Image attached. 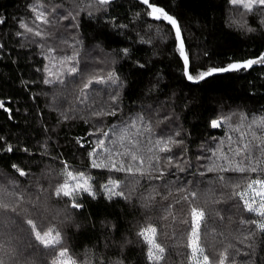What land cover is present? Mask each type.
<instances>
[{
  "label": "trees",
  "instance_id": "1",
  "mask_svg": "<svg viewBox=\"0 0 264 264\" xmlns=\"http://www.w3.org/2000/svg\"><path fill=\"white\" fill-rule=\"evenodd\" d=\"M150 3L178 21L191 74L264 54V6ZM147 11L136 0H0V264H60L62 250L73 264H193L191 207L205 213L209 264H264L261 218L237 195L264 179V64L190 84L174 30ZM74 53L80 71L69 76ZM65 165L92 177L82 208L55 194ZM110 178L124 196L109 199L100 186ZM29 220L58 231L60 244L37 241ZM149 225L160 260L138 235Z\"/></svg>",
  "mask_w": 264,
  "mask_h": 264
},
{
  "label": "snow or ice",
  "instance_id": "2",
  "mask_svg": "<svg viewBox=\"0 0 264 264\" xmlns=\"http://www.w3.org/2000/svg\"><path fill=\"white\" fill-rule=\"evenodd\" d=\"M142 5L147 6V9H150V11H147V15L152 17L156 21H163L166 22L167 25H170L172 29L175 30V40L177 41V52L179 57L183 61V69H184V75L189 81L197 82L200 80H204L206 77L212 76L216 73H226V72H238L240 70H247L252 68L255 64H264V54H261L259 57L255 59H248L244 60L242 62H231L227 64L224 67H210L207 70L199 71L195 74H191L189 72V66H190V56L189 53L185 49L184 40L182 38L181 28L176 20V18L172 15H170L167 11H165L164 8L157 6L154 3H150V0H140ZM230 4L232 5H241L244 9L251 12L253 10L254 6H264V0H229ZM99 3L102 5H106L110 3V0H99ZM37 19H42L41 15L37 16ZM44 23H47L48 21L46 19H43ZM0 23H3V20H0ZM21 28L26 29L27 31L31 32L32 29L28 28V26L24 23L20 24ZM36 36H41V32L37 31L35 32ZM127 52V50H124ZM78 53H74L72 56L67 57V60L69 62L75 61V63H70V66L67 68V74L69 76H75L79 71L78 63L79 61L76 59ZM109 80H112V76L109 75ZM51 81H45V83H50ZM60 83H64L63 80L59 81ZM93 81L89 80L88 83L84 85L85 88H87ZM97 83L103 82L102 79L96 80ZM114 82V81H113ZM113 102L116 100V96H112ZM0 108H4V103L0 101ZM5 111H9L8 109H5ZM115 115V112H94L93 115L96 116H102V115ZM67 119V117H65ZM262 126H264V121L260 122ZM211 126L213 128L219 127L220 122L217 120L211 121ZM104 136H107L108 133L104 132L101 133ZM178 135V133H177ZM104 140H98L97 141V147L103 148L104 146ZM83 147V145H81ZM247 147V146H245ZM161 151H171L170 148H168L167 144L164 145L160 149ZM7 151L11 152L13 151L12 147L9 145L7 147ZM27 151V150H25ZM96 149L94 148L93 151L89 154L90 156L95 155ZM119 154V153H118ZM239 154V153H237ZM109 156H111V153H109ZM132 160H136L137 156L132 155ZM171 159V158H169ZM107 167V165H103L102 163H96L93 162L91 167L92 168H101V167ZM13 168H16V165H13ZM111 168L116 171H131V168L125 169L123 165L120 167H116L115 164L111 165ZM65 179L62 184H60L56 189V196L57 197H64L68 198L71 202V206L75 209H79L83 207V204L79 202V197L81 194H87L89 196L95 197V191L93 189L92 184V177L90 175H87L84 171L79 172H73L69 169H67V166L65 165ZM19 174L21 176L25 175V172L23 170H19ZM235 170L244 172L246 171L243 167H237ZM252 172H256L257 169L255 167H251L250 169ZM222 171H227V169H222ZM223 179V177H221ZM111 186V187H110ZM255 186H259V188H256ZM104 189V191L108 194L109 199H111L113 196H124L123 191H117L116 189H119V181L112 180L111 178L106 182V184L101 185ZM248 189L252 190L254 192V196L251 198V202L249 200L244 199V195L237 193V195H240L241 200L243 201V204L245 206V209L249 213H253L256 216L260 217L261 220L258 223V228L260 231L264 232V179H253L248 184ZM190 195L195 198L196 192H191ZM258 198V201H257ZM185 200L188 198L185 197ZM256 205V206H253ZM191 213V234L190 239L188 243V247L191 249V258L193 260V264H201V260L198 258L199 256H202L203 264H209V257L207 255H204V249L200 246V224L201 221L205 217V213L202 209L197 207H191L190 209ZM35 235V239L39 241L41 244H43L45 247H49L53 244H60V233L58 231H55L54 229H49L48 231L43 230H37V225L32 221L29 220L27 222ZM252 223H257V221H252ZM140 237L149 245V258L152 260H160L163 258V253L165 249L161 246V244L157 243L156 237H157V229L154 226H147L140 230L138 233ZM66 255V250H62L59 253L60 257H64ZM60 264H70L69 261H61ZM220 264H224V261L221 260Z\"/></svg>",
  "mask_w": 264,
  "mask_h": 264
},
{
  "label": "water",
  "instance_id": "3",
  "mask_svg": "<svg viewBox=\"0 0 264 264\" xmlns=\"http://www.w3.org/2000/svg\"><path fill=\"white\" fill-rule=\"evenodd\" d=\"M137 2L141 3L140 0H136ZM145 6V5H144ZM147 7V6H146ZM174 30V29H173ZM174 33H175V30H174ZM182 33V32H181ZM182 38H183V35H182ZM184 40V38H183ZM185 44V42H184ZM185 49H186V46H185ZM182 60V59H181ZM183 62V61H182ZM262 64H255L252 66V68L256 67V66H261ZM250 68V69H252ZM250 69H247V71H249ZM242 71V70H240ZM189 72H190V66H189ZM227 73H232V72H226V73H216V74H213L212 76H209V77H206L204 80H200V81H197V82H193V81H189L187 80L190 84H193V85H197V84H200L201 82L213 77V76H218V75H223V74H227ZM187 79V78H186Z\"/></svg>",
  "mask_w": 264,
  "mask_h": 264
},
{
  "label": "rangeland",
  "instance_id": "4",
  "mask_svg": "<svg viewBox=\"0 0 264 264\" xmlns=\"http://www.w3.org/2000/svg\"><path fill=\"white\" fill-rule=\"evenodd\" d=\"M255 187H256V188H259V186H255ZM244 193L246 194L247 200H249V202H251V198L254 196V192H253L252 190H250V189H247ZM257 201H258V198H257ZM253 206H256V205H253ZM198 258L201 260V264H203V259H202V257L198 255ZM62 260H63V261H69L70 264H73V263H71V261H70L69 259H67L65 256H64V257H61V259L59 260V263H60Z\"/></svg>",
  "mask_w": 264,
  "mask_h": 264
}]
</instances>
